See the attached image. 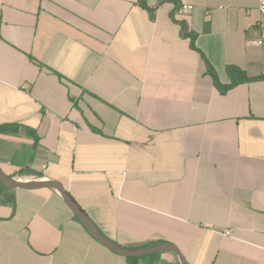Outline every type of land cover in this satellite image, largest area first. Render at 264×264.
<instances>
[{
    "label": "crops",
    "instance_id": "1",
    "mask_svg": "<svg viewBox=\"0 0 264 264\" xmlns=\"http://www.w3.org/2000/svg\"><path fill=\"white\" fill-rule=\"evenodd\" d=\"M258 7L0 0V126L19 127L0 136V169L57 182L122 248L264 264ZM201 54L222 84L228 66L260 79L222 95ZM131 258L99 243L54 189L0 193V264H180L173 252Z\"/></svg>",
    "mask_w": 264,
    "mask_h": 264
},
{
    "label": "water",
    "instance_id": "2",
    "mask_svg": "<svg viewBox=\"0 0 264 264\" xmlns=\"http://www.w3.org/2000/svg\"><path fill=\"white\" fill-rule=\"evenodd\" d=\"M0 183L6 186L9 189H22V190H37L43 188H50L58 191L65 204L69 207L73 214L83 223V225L87 228V230L91 233V235L104 247L110 249L111 251L126 256V257H142L149 254L157 253V252H173L179 258L180 264H187L181 253L171 244H161L145 249H125L117 244L110 241L107 237H105L93 224V222L89 219L86 213L75 203V201L70 197V195L65 192V190L55 181L51 180H20L7 176L0 169Z\"/></svg>",
    "mask_w": 264,
    "mask_h": 264
},
{
    "label": "trees",
    "instance_id": "3",
    "mask_svg": "<svg viewBox=\"0 0 264 264\" xmlns=\"http://www.w3.org/2000/svg\"><path fill=\"white\" fill-rule=\"evenodd\" d=\"M140 1L143 2V0H140ZM182 29H183V31H182L183 36L190 37L191 46L193 49H195V45H194L195 36L193 34L187 33L184 25H182ZM202 57H203L205 64H206L207 75L211 78L213 85L217 89V91L222 95H224L227 91L231 90L232 88H234L240 84L251 83V82H255V81L260 79V78L248 77L247 74L239 67L228 66L226 68V75H227L228 83L222 84L219 81L218 76L215 73L214 69L207 62V60L205 59V57L203 55H202ZM18 130H19L18 125H14V124L1 125L0 126V136L3 134H14V133H17ZM0 190H3V191H0V193H3V192L7 193V192L12 191V189L7 188L6 186H4L1 183H0ZM128 259L133 260V258H131V257H128Z\"/></svg>",
    "mask_w": 264,
    "mask_h": 264
},
{
    "label": "built area",
    "instance_id": "4",
    "mask_svg": "<svg viewBox=\"0 0 264 264\" xmlns=\"http://www.w3.org/2000/svg\"><path fill=\"white\" fill-rule=\"evenodd\" d=\"M192 6L191 5H187V4H183L179 6V10L183 13H187L189 11L192 10ZM259 12L264 15V0H259V7H258ZM264 39V33H262L261 35V40L259 41V44H262Z\"/></svg>",
    "mask_w": 264,
    "mask_h": 264
}]
</instances>
